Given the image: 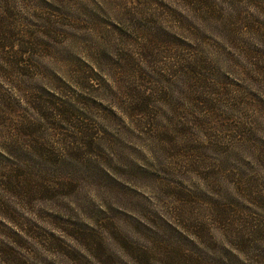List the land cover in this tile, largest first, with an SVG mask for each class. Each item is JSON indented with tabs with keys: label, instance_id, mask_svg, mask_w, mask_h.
<instances>
[{
	"label": "rangeland",
	"instance_id": "1",
	"mask_svg": "<svg viewBox=\"0 0 264 264\" xmlns=\"http://www.w3.org/2000/svg\"><path fill=\"white\" fill-rule=\"evenodd\" d=\"M0 264H264V0H0Z\"/></svg>",
	"mask_w": 264,
	"mask_h": 264
}]
</instances>
